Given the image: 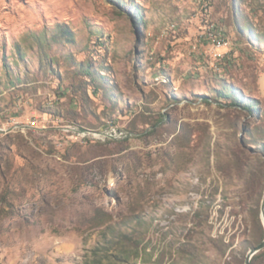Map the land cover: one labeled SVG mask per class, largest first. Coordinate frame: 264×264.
<instances>
[{
	"label": "rangeland",
	"instance_id": "rangeland-1",
	"mask_svg": "<svg viewBox=\"0 0 264 264\" xmlns=\"http://www.w3.org/2000/svg\"><path fill=\"white\" fill-rule=\"evenodd\" d=\"M263 192L264 0H0V264H244Z\"/></svg>",
	"mask_w": 264,
	"mask_h": 264
},
{
	"label": "built area",
	"instance_id": "built-area-1",
	"mask_svg": "<svg viewBox=\"0 0 264 264\" xmlns=\"http://www.w3.org/2000/svg\"><path fill=\"white\" fill-rule=\"evenodd\" d=\"M207 6L209 7V4L207 3ZM207 42L208 46L210 48H213L214 51V57L221 58L224 52H219V49H223V51H229L231 49L230 42L227 40L223 34L217 29L216 25L214 23H211L207 26V32H206Z\"/></svg>",
	"mask_w": 264,
	"mask_h": 264
},
{
	"label": "water",
	"instance_id": "water-1",
	"mask_svg": "<svg viewBox=\"0 0 264 264\" xmlns=\"http://www.w3.org/2000/svg\"><path fill=\"white\" fill-rule=\"evenodd\" d=\"M106 136H110L112 137L113 135L111 133H103ZM260 211H261V216L263 219V225H264V192H263V196H262V200H261V205H260ZM264 248V238L262 239L261 242H259L257 245L251 247L245 256V261L244 264H250V261L252 259V257L258 253L260 250H262Z\"/></svg>",
	"mask_w": 264,
	"mask_h": 264
},
{
	"label": "trees",
	"instance_id": "trees-1",
	"mask_svg": "<svg viewBox=\"0 0 264 264\" xmlns=\"http://www.w3.org/2000/svg\"><path fill=\"white\" fill-rule=\"evenodd\" d=\"M222 93H223L222 95H225L224 92H222ZM243 108L246 109L247 111H251L252 110V106H250V105L243 106Z\"/></svg>",
	"mask_w": 264,
	"mask_h": 264
}]
</instances>
